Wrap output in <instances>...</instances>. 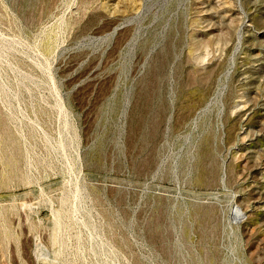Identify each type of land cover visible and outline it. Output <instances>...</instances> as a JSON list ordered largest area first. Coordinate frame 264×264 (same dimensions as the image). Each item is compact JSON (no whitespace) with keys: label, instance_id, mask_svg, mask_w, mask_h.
<instances>
[{"label":"rangeland","instance_id":"374dc122","mask_svg":"<svg viewBox=\"0 0 264 264\" xmlns=\"http://www.w3.org/2000/svg\"><path fill=\"white\" fill-rule=\"evenodd\" d=\"M0 264H264V0H0Z\"/></svg>","mask_w":264,"mask_h":264}]
</instances>
